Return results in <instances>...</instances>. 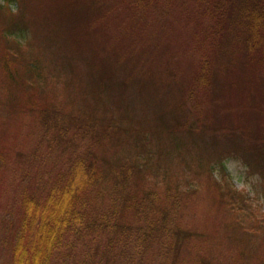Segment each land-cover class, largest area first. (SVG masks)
Returning <instances> with one entry per match:
<instances>
[{"label":"rangeland","instance_id":"1","mask_svg":"<svg viewBox=\"0 0 264 264\" xmlns=\"http://www.w3.org/2000/svg\"><path fill=\"white\" fill-rule=\"evenodd\" d=\"M132 1L0 0V61L13 44L3 32L23 24L19 58H37L47 81L37 90L20 86L15 79L24 81L26 62L11 76L0 64V264H13L18 238L26 247L35 242L30 228L19 237L24 202L33 194L44 200L70 158L44 138L38 114L29 111L50 103L118 127L98 156L136 160L144 178L138 171L134 181L157 191L167 217L166 234L137 240L134 228L149 230L157 217L134 219L132 229L115 233L72 235L57 241L48 264H93L106 250L113 258L103 264H264V67L242 35L253 0L224 1L217 10L225 11L215 14L214 7L212 18L214 0H143L139 8ZM201 67L208 68L207 83L189 99ZM100 73L96 98L88 78L97 81ZM109 174L104 166L101 180ZM178 191V206L166 201L174 199L167 192ZM95 199L87 206L99 221L113 207ZM118 216L125 222L127 209ZM183 231L190 235L177 245Z\"/></svg>","mask_w":264,"mask_h":264},{"label":"trees","instance_id":"2","mask_svg":"<svg viewBox=\"0 0 264 264\" xmlns=\"http://www.w3.org/2000/svg\"><path fill=\"white\" fill-rule=\"evenodd\" d=\"M3 1L19 4L21 0ZM23 1L25 2L26 0ZM142 1L136 0L132 1V3L139 8ZM224 1L228 4L233 2V0H214L209 6L211 18L213 17V8L215 7V14H218L219 10L217 9ZM21 6L24 8L25 4L21 3ZM205 10H207V7ZM224 11L225 9L223 8L219 14ZM244 13L242 18L246 27L245 30H242L244 46L249 53L260 56V62L264 67V0H253V3L247 7ZM2 38L13 39L10 52H5L6 48L1 56L0 64L3 71L11 76L12 68L16 63L24 65V62H26L24 81L16 78L15 82L19 83L20 86H34L36 90L41 89L43 87L42 84L46 85L47 81L44 78L43 67H40L38 59L29 57L30 59L23 62L26 56L22 57V59L19 58L23 47L20 48L21 46L19 47L15 42L21 44L22 41L26 40L27 28L23 24H20V26L13 24L11 28H7L3 32ZM49 38L54 39L55 35L51 33ZM55 53L56 55L59 53L58 57H62V50L59 45L56 46ZM70 64V62L62 64V75L68 76ZM71 70L73 71L72 66ZM207 76L208 68L201 67L194 76L188 90L189 99H192L197 91L204 90L200 88L207 83ZM31 78L32 81L30 80ZM88 79L91 82L93 96L101 98L102 88L99 80L102 81L104 79L103 74L100 75L97 81ZM62 83L67 84L68 80L66 78L62 79ZM37 85L40 86L37 87ZM102 85L106 86V83L103 81ZM29 111L38 114L44 138L51 144L61 145L62 154H67L70 158L67 160V167L62 170V174L56 175L55 178L58 180L52 183L44 200L39 197L35 199L37 197L35 194L25 200L24 216L19 237H22L27 229L30 228V231L34 234L35 242L26 247L22 238H18V242L13 247V264H48V254L57 241H60L61 245L62 239H69L72 235L73 241L76 237L83 236L89 232L97 234L102 232L115 233L120 231L117 229H122L123 226L132 229V222L137 218L157 217L156 220H150L149 223L155 221V224H151L149 230H143L144 227L134 228L135 234H132V237L135 240L141 234L146 237H150L159 231L161 235L163 232L166 234L164 228L167 216L162 203L160 204L161 201L157 191L152 189L144 190L141 189L142 186L139 189L138 182L134 181L138 171L144 178V170L139 168L137 161L122 162L117 159L110 163L98 156L103 142L111 139V131H120L118 127L112 125L108 118L101 120V118L92 117L85 112L78 113L76 110H65L63 108L61 110L56 103L47 105L32 104L29 107ZM127 132L129 134L130 130ZM135 132L132 129V133L135 134ZM104 166L107 167L110 174L109 177L101 180L100 173ZM39 176L42 177V175ZM105 179H107L108 184L103 183ZM94 182L96 184L94 192L98 194L95 197L90 195L89 192L94 187ZM40 187L41 183L38 184L37 190ZM130 188H133L136 192L138 191V194L135 195L136 192H131ZM177 193L178 195L167 192L165 195L167 197L173 196L174 199H167L166 201L178 206L180 198L183 199V194L180 191ZM100 197L107 198L109 202L107 207L113 208L109 213L108 211L103 213L99 221H95L91 217L92 212L88 209L87 203H90L92 199L96 201L97 199L95 198ZM154 205L156 206L151 211ZM123 207L128 211V218L125 222H121L118 216ZM142 207L144 208L141 209ZM154 210H157V213H154ZM115 218L118 220H115ZM183 232L177 234V245H181L184 238L190 235V233ZM55 239H57L56 242ZM43 240H46L45 246ZM108 254L107 250L106 254L102 252L93 264H103V260L109 262V257L111 259L113 257L108 256ZM85 257L88 260V257Z\"/></svg>","mask_w":264,"mask_h":264}]
</instances>
